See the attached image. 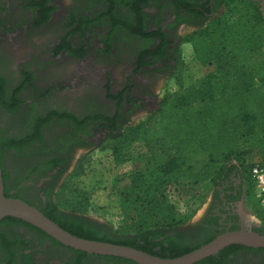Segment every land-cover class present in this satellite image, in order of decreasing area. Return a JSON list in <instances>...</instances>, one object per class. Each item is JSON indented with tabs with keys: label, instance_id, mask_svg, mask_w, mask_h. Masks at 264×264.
<instances>
[{
	"label": "rangeland",
	"instance_id": "374dc122",
	"mask_svg": "<svg viewBox=\"0 0 264 264\" xmlns=\"http://www.w3.org/2000/svg\"><path fill=\"white\" fill-rule=\"evenodd\" d=\"M25 1L0 0V53L13 63L9 69L7 98L10 100L18 92L22 103L14 113L0 104L2 135L24 138L31 131L33 118L46 116L54 111L61 114L76 112L80 119L86 114L102 111L108 113L110 107L101 103L100 83L113 72L114 85H119L124 77L125 65L113 63L112 57H103L99 52L101 46L98 39L104 37L113 21L105 17V13L113 8L117 17L123 16L124 12H128V0H114L113 7L105 0H50L49 6L53 7V12L42 25L35 21L36 12L32 10L35 3L25 5L27 9L24 10L21 6ZM129 8L133 9L131 5ZM256 9L250 0H226L221 11L211 19L207 27L187 35L178 52L177 64L171 76L160 83V97L169 93L193 100L202 81L209 76L211 91L216 89V73L212 71L213 67L209 66L203 53L212 46H219V30H235L254 16ZM121 20L117 18V21ZM64 42L71 46L70 50L62 47ZM104 44L108 45L107 42ZM85 47L88 51L86 54ZM22 70H25L27 76H21ZM147 116L143 114L131 119L127 126L110 139L102 140L96 135L95 143L90 149L77 152L72 167L55 192V201L61 209L78 210L87 201L88 207L96 210L90 211L88 208L83 215L100 224L110 223L118 235L137 233L156 225L167 226L171 223L182 229L199 222L208 213L213 198V185H205L200 194L187 195L188 180L182 179L167 186L171 181L161 172L144 170L149 152L142 138V123ZM95 118L97 120L86 124L87 135H95L100 128V124L96 122L100 120V116ZM53 121L44 127L48 136L54 126L79 130L67 120ZM40 147L39 143H33L28 149ZM17 157L15 150L5 152L3 156L9 184L12 183V164ZM13 182H16L15 185L19 184L18 180ZM242 189V198L236 203L237 212L249 224L252 221L257 224L251 225L252 230L263 228L255 215L260 208L255 186L243 183ZM95 192L106 193L114 204L93 205L90 196ZM29 199L35 200L32 197ZM103 210H108L107 213L112 211L110 222L103 219L105 214L99 212ZM173 219L175 222H172ZM2 227L12 237L28 241L34 264H48L52 259L65 264L74 257L70 251L42 238L28 227L10 224ZM185 235L180 241L187 244H196L201 239L200 236L187 238ZM27 257L24 254L17 264H27L23 263L24 260L27 262ZM5 262L4 250L0 244V264ZM86 264L129 263L89 258ZM229 264H264V252H238L232 256Z\"/></svg>",
	"mask_w": 264,
	"mask_h": 264
},
{
	"label": "trees",
	"instance_id": "16d2710c",
	"mask_svg": "<svg viewBox=\"0 0 264 264\" xmlns=\"http://www.w3.org/2000/svg\"><path fill=\"white\" fill-rule=\"evenodd\" d=\"M105 1L113 7L114 0ZM33 3L36 24L42 25L49 20L53 7L49 6L50 0ZM134 11L140 12V9ZM104 16L113 21L118 18L113 8ZM218 33L219 46H212L203 53L204 58L209 61V66L213 67L212 71L216 73L215 82L218 87L211 91L209 76L202 81L201 88L193 100L182 95L164 94L159 108L142 123V138L149 152L144 170L161 172L171 181L167 186L182 179L188 180L187 195L200 194L205 185H213L215 201L208 211L209 215L216 209L215 203L222 202L224 198L228 199L229 204L238 203L243 195V183L252 186V168H264V19L257 8L256 14L245 20L242 26L229 32L221 29ZM62 47L71 49L66 42ZM7 96L5 81L0 80V104L14 113L22 106L18 92L10 100ZM55 119L59 122L69 119L80 131H85L87 122L97 120L91 117L81 121L72 114L54 111L46 116L33 118L31 131L24 138L4 137L0 132V159L6 197L21 199L8 194V191L18 185L7 188V175L3 166L4 153L10 150L23 152L33 143L46 145L42 129ZM99 119L104 120L102 116ZM55 194L45 201L21 200L37 207L45 216L77 237L131 247L160 258L181 257L208 244L220 234L239 229L238 216L234 215L227 218L231 224L228 230L221 227L220 217L215 218L213 233L208 237H201L196 244L180 241L185 233L180 231L178 225L172 223L167 226L156 225L137 233L118 235L110 223L100 224L83 215L89 208L87 201L85 205H80L78 210H63L56 203ZM255 215L263 228L254 231L264 233V207L258 208ZM2 222L27 225L42 238H48L57 246L70 251L74 257L67 264H82L89 258L136 264L121 258L90 255L67 248L19 219L6 218ZM0 241L6 259L4 264H15L18 256L11 250V246L16 242L1 234ZM16 241L21 243L24 249L29 248L26 241L21 242V238ZM241 251L261 253L264 249L231 246L197 264H229L232 256ZM32 255L30 254L27 262L24 260L23 263L31 264Z\"/></svg>",
	"mask_w": 264,
	"mask_h": 264
},
{
	"label": "flooded vegetation",
	"instance_id": "af4514ba",
	"mask_svg": "<svg viewBox=\"0 0 264 264\" xmlns=\"http://www.w3.org/2000/svg\"><path fill=\"white\" fill-rule=\"evenodd\" d=\"M124 1L127 2V0ZM250 1L258 8L264 19V0ZM33 2L34 0H26L21 7L26 10L25 5ZM225 2L226 0H128L133 9L128 5V12H124L123 16H118V19L124 21L122 23L117 20L111 21V28L104 37L98 39L101 46L99 52L103 57H112L113 63L125 65L124 77L120 84L115 86V78L111 72L100 83L101 103L110 107L108 113L102 111L92 115L86 114L79 119L86 121L89 117L102 116L104 120L96 121L100 124L98 132H95V135H87L84 130L76 131L54 126L48 136L43 128L46 145L39 149H28L27 147L25 151L17 152L18 157L12 164L10 176L11 184L14 180H18L19 184L17 188L8 191V194L25 201H29L30 197L44 201L49 199V196L57 191L63 177L72 167L77 152L90 149L95 143L96 135L102 140L110 139L116 135L118 130L127 126L131 119L155 112L161 101L160 83L171 76L184 38L207 27L211 19L221 11ZM134 9H140V12H135ZM106 42L108 45L104 44ZM85 49L86 54L87 47ZM12 64L6 56L0 53V80L5 81L6 88L10 80L9 69ZM21 76H27L25 70H22ZM97 103L100 105L99 102ZM96 106L98 107L97 104ZM66 114L79 118L76 112ZM67 121L76 126L71 120ZM11 184L7 179L8 189L15 186ZM214 201L212 198L211 206ZM215 205L216 209L212 210V214L206 213L199 222L187 225L180 231L190 238L199 236L205 238L213 233L215 218L220 217L221 227L228 230L231 224L227 218L234 215L238 216L239 229L246 226L245 220L236 210V203L229 204L228 199L224 198L222 202L217 201ZM6 224L2 222L0 225V234L16 242L11 246V250L18 256L15 261L17 264L24 254L30 255V250L29 248L24 249L21 243H17V238L2 230V226ZM22 241L26 240L21 238ZM26 244L29 246L28 241ZM49 256L54 258L51 254ZM48 262H50L48 264H61L55 259ZM86 263L87 260H84L82 264Z\"/></svg>",
	"mask_w": 264,
	"mask_h": 264
},
{
	"label": "water",
	"instance_id": "95a60500",
	"mask_svg": "<svg viewBox=\"0 0 264 264\" xmlns=\"http://www.w3.org/2000/svg\"><path fill=\"white\" fill-rule=\"evenodd\" d=\"M6 218L24 221L67 248L90 255L121 258L136 264H197L231 246L264 249V233L252 230L251 225L257 224L254 221L249 224L247 219L244 228L220 234L208 244L177 258H160L131 247L77 237L49 219L37 207L21 199L6 197L0 159V222Z\"/></svg>",
	"mask_w": 264,
	"mask_h": 264
},
{
	"label": "built area",
	"instance_id": "2783aa9c",
	"mask_svg": "<svg viewBox=\"0 0 264 264\" xmlns=\"http://www.w3.org/2000/svg\"><path fill=\"white\" fill-rule=\"evenodd\" d=\"M252 184L255 186V195L260 207H264V168L254 166L251 170Z\"/></svg>",
	"mask_w": 264,
	"mask_h": 264
},
{
	"label": "crops",
	"instance_id": "0c3cea01",
	"mask_svg": "<svg viewBox=\"0 0 264 264\" xmlns=\"http://www.w3.org/2000/svg\"><path fill=\"white\" fill-rule=\"evenodd\" d=\"M90 202L93 205H98V204L99 205H101V204H104V205L110 204V205H112V204H114L113 200L109 199V197H108V195L106 193H101V192H95V193L91 194ZM89 209H90V211L93 210V209L96 210V208H92V207H90ZM107 211L108 210H106V211L103 210V211H99V212H101V213L103 212L105 214V215H103L104 216L103 219L107 220L108 222H110L111 221L110 216L112 215V211H109L110 213H107Z\"/></svg>",
	"mask_w": 264,
	"mask_h": 264
}]
</instances>
